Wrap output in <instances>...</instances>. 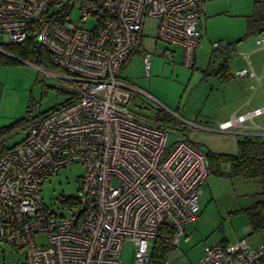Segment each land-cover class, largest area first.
Listing matches in <instances>:
<instances>
[{
  "label": "built area",
  "instance_id": "1",
  "mask_svg": "<svg viewBox=\"0 0 264 264\" xmlns=\"http://www.w3.org/2000/svg\"><path fill=\"white\" fill-rule=\"evenodd\" d=\"M204 11L203 0H0V43H20L32 32L55 67L45 72L67 80L70 92L59 106L0 130V241L24 249L20 264H125V239L134 243L133 264H151L161 225L174 229L172 244L178 245L199 212L208 157L184 137L169 142L165 125L131 110L135 88L120 71L137 52L146 17L156 19L155 39L165 44L156 53L171 61L179 46L181 62L192 67ZM255 42L264 48V33ZM150 57L141 54L145 77ZM235 75L254 72L244 67ZM261 113L264 106L246 109L218 129L246 120L256 126L253 117ZM72 162L86 171L78 196L63 199L71 213L57 215L43 204L39 188ZM161 264L174 263L166 258ZM188 264H264V243L215 240Z\"/></svg>",
  "mask_w": 264,
  "mask_h": 264
},
{
  "label": "rangeland",
  "instance_id": "2",
  "mask_svg": "<svg viewBox=\"0 0 264 264\" xmlns=\"http://www.w3.org/2000/svg\"><path fill=\"white\" fill-rule=\"evenodd\" d=\"M253 2L203 0L205 11L197 24L198 43L195 50L198 59L192 67L180 61L179 46H173L175 56L171 61L156 53L165 44L155 39L156 19L145 18L141 43L137 52L121 69L120 75L135 88L131 90L128 103L131 110L153 118L160 109L177 119L179 128L164 124L169 132V142L180 136L190 139L203 150L235 153L234 138L241 134L218 130V122L223 117L220 116L223 105L218 103L222 98L220 83L207 71L216 69L227 50L226 47L214 48L213 42H227L235 50L241 41L249 38L254 40V34L249 31L247 23L254 9ZM77 16L74 9L70 18L75 20ZM143 51L151 54L148 77L143 73ZM3 55L13 60L0 62V129L12 124V128H15L35 115L59 106L70 96L67 80L46 73L47 69L41 66L6 53ZM250 58L259 61L261 55H251ZM212 59L213 62L208 63ZM251 92L248 90V96ZM254 120L259 121L258 118ZM85 171L84 164L72 162L45 178L39 192L49 211L65 216L71 213L63 199L78 196L79 182ZM202 191L198 199L200 213L185 225L178 245L168 252L169 260L174 264L191 263L201 256L205 243H211L222 236L234 239L235 235H245L254 246L264 243V229L251 233L245 213H236L233 208L249 206L256 198L264 200V181L209 174L202 185ZM43 239L44 235L38 236V240ZM133 253V241L125 239L120 259L125 264H133ZM23 260V248L16 250L0 241V264H20Z\"/></svg>",
  "mask_w": 264,
  "mask_h": 264
},
{
  "label": "trees",
  "instance_id": "3",
  "mask_svg": "<svg viewBox=\"0 0 264 264\" xmlns=\"http://www.w3.org/2000/svg\"><path fill=\"white\" fill-rule=\"evenodd\" d=\"M253 6V12L247 21L248 29L253 34L264 33V0H254ZM0 47L6 54L20 60H25L35 66L55 71V67L50 60L51 55L49 50L36 40L32 32L20 43H0ZM225 47L227 50L223 57V63L213 70L215 75L223 79L229 76L226 61L231 56L230 54L233 50L227 42L224 43L223 48ZM6 60L11 61L13 59L5 57L0 52V62ZM153 116L152 120L163 125L171 124L179 126L175 117L160 109ZM13 126L12 124L0 130H9ZM236 144L237 151L235 153L216 152L210 149L205 150L209 161V173L224 177H238L243 180L257 179L264 181V140L256 136L244 135L237 139ZM222 163L228 164L227 170L221 169ZM240 210L247 216L251 233L264 229V200L256 198L248 207L241 208ZM173 235L174 229L172 227L168 225L160 226L152 242L151 264H161L167 258L168 252L174 247L172 244Z\"/></svg>",
  "mask_w": 264,
  "mask_h": 264
},
{
  "label": "crops",
  "instance_id": "4",
  "mask_svg": "<svg viewBox=\"0 0 264 264\" xmlns=\"http://www.w3.org/2000/svg\"><path fill=\"white\" fill-rule=\"evenodd\" d=\"M256 35L257 34H254V40H251L250 38L246 39L244 41H241L235 47V50H233L231 56L226 61L228 65L227 73H229V76L227 78L223 79V78L218 77V75H215L213 72V70H215L214 68H212L211 71H207L209 72L210 75H214L219 80V83H220L219 88H220V95L222 96V98L220 99L218 103H222L223 105L222 112H220V116H223V117L219 120L218 125L220 122L229 119L232 115L243 113L246 109L252 110L256 107L264 106V48L256 44L255 42ZM258 54L261 55L260 60L252 61L250 56L258 55ZM197 59H198V56H196V50H195L194 64L197 61ZM180 61H181V56H180ZM222 61H224L223 57H221V60L216 68H218L220 64L223 63ZM209 62H213V59L208 60V63ZM244 67L251 68V70L254 72V75L252 76L248 75L244 77L236 76L235 75L236 70L244 68ZM248 90H252L249 96H248ZM255 118H258L259 121H255L254 120ZM253 122L256 124V126H252V122L249 120H246L243 122L242 125L235 126L223 132L230 133L233 131V132H237L241 134L240 137L244 135H250V136L259 137L262 140H264V113L254 116ZM204 128H207V127H204ZM238 138L237 137L234 138V143L236 145L235 146L236 151H237L236 141ZM188 140L193 143V141H191L190 139ZM221 169L227 170L228 164L222 163ZM209 174H213L214 176H217V177H224V176H220L214 173H209ZM245 207H248V206H245ZM245 207L237 208V206H235L233 208L236 210L235 211L236 213H244L240 209L245 208ZM199 213L200 212L197 213V216L199 215ZM239 237H246V236L245 235H240V236L235 235L234 239H230L225 236H222L218 238L217 240L227 242V241L235 240L236 238H239ZM254 241L255 240H253L252 242Z\"/></svg>",
  "mask_w": 264,
  "mask_h": 264
}]
</instances>
